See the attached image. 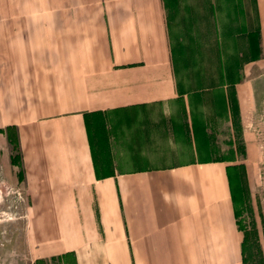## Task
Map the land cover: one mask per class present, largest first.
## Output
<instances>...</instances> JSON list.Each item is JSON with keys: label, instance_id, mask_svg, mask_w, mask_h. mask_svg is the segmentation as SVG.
<instances>
[{"label": "crops", "instance_id": "0c3cea01", "mask_svg": "<svg viewBox=\"0 0 264 264\" xmlns=\"http://www.w3.org/2000/svg\"><path fill=\"white\" fill-rule=\"evenodd\" d=\"M263 102L264 0H0L30 264H244Z\"/></svg>", "mask_w": 264, "mask_h": 264}, {"label": "rangeland", "instance_id": "374dc122", "mask_svg": "<svg viewBox=\"0 0 264 264\" xmlns=\"http://www.w3.org/2000/svg\"><path fill=\"white\" fill-rule=\"evenodd\" d=\"M260 144L258 166L249 187L242 177L236 202V219L244 234V264H264V134ZM7 176L0 168V264H30L21 191Z\"/></svg>", "mask_w": 264, "mask_h": 264}, {"label": "flooded vegetation", "instance_id": "af4514ba", "mask_svg": "<svg viewBox=\"0 0 264 264\" xmlns=\"http://www.w3.org/2000/svg\"><path fill=\"white\" fill-rule=\"evenodd\" d=\"M253 131L255 133L256 136V148L258 150V153H260L261 155V144H260V139H261V135L264 134V102L260 104L259 106V111L257 114V119L254 123V128Z\"/></svg>", "mask_w": 264, "mask_h": 264}, {"label": "trees", "instance_id": "16d2710c", "mask_svg": "<svg viewBox=\"0 0 264 264\" xmlns=\"http://www.w3.org/2000/svg\"><path fill=\"white\" fill-rule=\"evenodd\" d=\"M9 144L12 148V156H11V163L12 164H16L18 162V159H17V154H18V151H19V148H18V144H17V141L15 139H9ZM17 153V154H16ZM16 154V155H15Z\"/></svg>", "mask_w": 264, "mask_h": 264}]
</instances>
